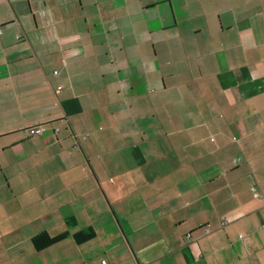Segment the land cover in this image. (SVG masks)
Wrapping results in <instances>:
<instances>
[{"label":"crops","instance_id":"obj_1","mask_svg":"<svg viewBox=\"0 0 264 264\" xmlns=\"http://www.w3.org/2000/svg\"><path fill=\"white\" fill-rule=\"evenodd\" d=\"M103 260L264 264V0H0V264Z\"/></svg>","mask_w":264,"mask_h":264},{"label":"built area","instance_id":"obj_2","mask_svg":"<svg viewBox=\"0 0 264 264\" xmlns=\"http://www.w3.org/2000/svg\"><path fill=\"white\" fill-rule=\"evenodd\" d=\"M42 132V128H36L34 130H31L30 133L28 134L29 136L30 135H40ZM224 225V223H223ZM101 264H108L105 260L101 261Z\"/></svg>","mask_w":264,"mask_h":264}]
</instances>
